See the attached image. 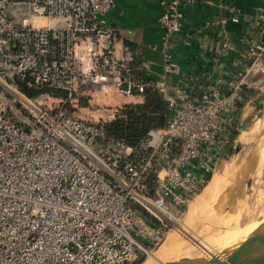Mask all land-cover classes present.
Wrapping results in <instances>:
<instances>
[{
  "label": "built area",
  "instance_id": "built-area-1",
  "mask_svg": "<svg viewBox=\"0 0 264 264\" xmlns=\"http://www.w3.org/2000/svg\"><path fill=\"white\" fill-rule=\"evenodd\" d=\"M195 1L161 0L163 38L151 50L176 79L170 118L129 147L103 130L132 105L110 92L143 98L122 90L133 54L123 46L116 58L118 32L98 25L113 0H0V264H143L184 229L239 133L243 98L264 83L263 40L247 44L230 79L181 89L168 40Z\"/></svg>",
  "mask_w": 264,
  "mask_h": 264
},
{
  "label": "crops",
  "instance_id": "crops-1",
  "mask_svg": "<svg viewBox=\"0 0 264 264\" xmlns=\"http://www.w3.org/2000/svg\"><path fill=\"white\" fill-rule=\"evenodd\" d=\"M113 2L111 11L98 18V25L118 32L115 57L121 56L124 42L140 48L143 78L156 80V89L170 97L176 79L163 77L162 56L151 50H160L162 43L163 31L157 23L161 0ZM259 11L264 12V0H197L183 9L180 32L168 40L174 62L181 69L182 90L194 94L198 88H208L218 78L228 80L242 70L247 44L264 40V20L257 18ZM234 16L237 24L231 22ZM223 44L229 46L225 53L221 52ZM143 102L138 97L127 100L132 105ZM240 105L237 138L251 133L253 122L264 115V83L246 95Z\"/></svg>",
  "mask_w": 264,
  "mask_h": 264
},
{
  "label": "rangeland",
  "instance_id": "rangeland-1",
  "mask_svg": "<svg viewBox=\"0 0 264 264\" xmlns=\"http://www.w3.org/2000/svg\"><path fill=\"white\" fill-rule=\"evenodd\" d=\"M110 93L109 99L113 104L120 105L128 100L119 97L114 91ZM98 99L94 96L90 100L93 108ZM80 106H87L86 99L80 100ZM253 126L251 133L234 139L216 164L214 176L220 178L217 193L206 199L203 195L213 176L190 205L184 218L185 228L182 232L195 239L189 228L216 252L221 253L239 242H231L229 235L237 231L243 233L264 220V115L255 120ZM183 235L171 232L168 236L171 239H166L159 253L156 251L143 264L165 263L182 258L179 250L192 246L186 238L188 236ZM199 243L204 246V243ZM154 256L157 257L152 259Z\"/></svg>",
  "mask_w": 264,
  "mask_h": 264
},
{
  "label": "trees",
  "instance_id": "trees-1",
  "mask_svg": "<svg viewBox=\"0 0 264 264\" xmlns=\"http://www.w3.org/2000/svg\"><path fill=\"white\" fill-rule=\"evenodd\" d=\"M123 44L133 54V60L121 68L123 77L126 78V84L122 86V90L142 96L144 102L142 105L127 106L124 110L126 118L103 126V130L107 137L129 147H135L146 137L149 130L166 125L170 118V110L164 96L156 88L148 87V84H155L156 80L143 78L140 48L128 42ZM134 264H140V261Z\"/></svg>",
  "mask_w": 264,
  "mask_h": 264
},
{
  "label": "water",
  "instance_id": "water-1",
  "mask_svg": "<svg viewBox=\"0 0 264 264\" xmlns=\"http://www.w3.org/2000/svg\"><path fill=\"white\" fill-rule=\"evenodd\" d=\"M221 255L226 257L224 262L199 255L194 259L182 256L177 260L157 264H264V220L242 242L222 251Z\"/></svg>",
  "mask_w": 264,
  "mask_h": 264
},
{
  "label": "bare ground",
  "instance_id": "bare-ground-1",
  "mask_svg": "<svg viewBox=\"0 0 264 264\" xmlns=\"http://www.w3.org/2000/svg\"><path fill=\"white\" fill-rule=\"evenodd\" d=\"M243 138V137H242ZM253 144V143H251ZM259 144V143H258ZM260 145V144H259ZM256 146V145H255ZM251 149V148H250ZM219 176H214V178L212 179V181L209 183V185L207 186V188L205 189V192H204V197L205 199L208 197H211L213 193H217V187H218V182H219ZM261 223H259L249 229H246L245 232H234L232 233L231 235H229L228 239H230V241L232 242L233 241H239V242H242L251 232H253ZM185 226V225H184ZM185 228V227H184ZM184 230V229H183ZM182 230V231H183ZM182 235L183 236H188L186 237L187 239H189L188 242H190V244L192 246H185L184 248L180 249L179 250V255H182V256H185V257H188V258H191V259H194L195 257L197 258V256H202L203 258H206V259H209V258H216L217 260H219V262H224L226 257L225 256H222L220 252H216L215 249L213 250L207 242H204V240H201L199 237H197L195 235V233H193L189 228H188V231L195 236V239L193 237H190L189 234L185 233V232H182ZM169 238V237H168ZM171 239V238H169ZM196 239H199L198 241ZM169 242V241H167ZM166 242V243H167ZM201 242L202 244L204 243V246L203 245H200ZM214 243V242H213ZM170 244H171V241H170ZM173 246V245H172ZM214 246V245H213ZM165 247V246H164ZM182 247V246H181ZM195 249H194V248ZM158 252V250H157ZM159 253V252H158ZM162 254V253H161ZM157 255V253L155 254ZM161 256V255H160ZM157 256H154L152 259L156 258Z\"/></svg>",
  "mask_w": 264,
  "mask_h": 264
}]
</instances>
